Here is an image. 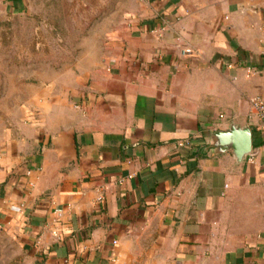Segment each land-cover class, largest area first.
<instances>
[{"label": "crops", "instance_id": "1", "mask_svg": "<svg viewBox=\"0 0 264 264\" xmlns=\"http://www.w3.org/2000/svg\"><path fill=\"white\" fill-rule=\"evenodd\" d=\"M85 2L84 44L0 110V233L36 264H264V0ZM60 4L0 0V34L58 37Z\"/></svg>", "mask_w": 264, "mask_h": 264}, {"label": "rangeland", "instance_id": "2", "mask_svg": "<svg viewBox=\"0 0 264 264\" xmlns=\"http://www.w3.org/2000/svg\"><path fill=\"white\" fill-rule=\"evenodd\" d=\"M72 1L67 6V0H61L64 4H60L59 13L56 16L55 13L48 14V18H55L54 25L61 30L58 37L49 34L41 36L38 25L41 21L38 22L35 14L28 16L24 22L17 19L12 26L13 33L0 34V110L8 103L4 101L7 95L26 92L25 86L32 85L35 79L53 76V64L66 65L73 53L69 54L68 46L84 44L82 36H68L63 29L75 27L82 31L89 28L91 22L86 19L99 11V5L91 7L85 0ZM43 45V49H37V46ZM65 68H60L61 76L67 73ZM7 119L0 115V125ZM20 254L17 244L0 233V264H36L30 256L27 258Z\"/></svg>", "mask_w": 264, "mask_h": 264}, {"label": "water", "instance_id": "3", "mask_svg": "<svg viewBox=\"0 0 264 264\" xmlns=\"http://www.w3.org/2000/svg\"><path fill=\"white\" fill-rule=\"evenodd\" d=\"M225 143L230 144L237 156L243 158L253 150L252 134L247 129L233 128L228 132L220 133Z\"/></svg>", "mask_w": 264, "mask_h": 264}, {"label": "built area", "instance_id": "4", "mask_svg": "<svg viewBox=\"0 0 264 264\" xmlns=\"http://www.w3.org/2000/svg\"><path fill=\"white\" fill-rule=\"evenodd\" d=\"M251 110L261 121L264 122V94L251 100ZM252 160L253 159L251 158L250 161Z\"/></svg>", "mask_w": 264, "mask_h": 264}]
</instances>
